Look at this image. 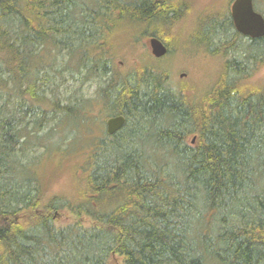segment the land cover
Instances as JSON below:
<instances>
[{
    "label": "trees",
    "instance_id": "obj_1",
    "mask_svg": "<svg viewBox=\"0 0 264 264\" xmlns=\"http://www.w3.org/2000/svg\"><path fill=\"white\" fill-rule=\"evenodd\" d=\"M179 7L0 0V264H106L115 254L123 264H264V88L244 84L264 62V36L241 35L229 13L204 14L193 39L226 60L198 100L161 66L113 63L118 27L154 29L165 44ZM65 73L92 95H61ZM95 106L123 125L96 137L78 202L44 201L27 134L59 119L89 125ZM58 210L74 220L57 224Z\"/></svg>",
    "mask_w": 264,
    "mask_h": 264
},
{
    "label": "rangeland",
    "instance_id": "obj_2",
    "mask_svg": "<svg viewBox=\"0 0 264 264\" xmlns=\"http://www.w3.org/2000/svg\"><path fill=\"white\" fill-rule=\"evenodd\" d=\"M231 2L232 0H181L182 7H179V10L183 14L174 20L171 27L169 26L171 39L165 43L169 51L161 58L153 57L149 47L151 34H156L157 31L154 32L151 28L145 29L142 25L124 24L118 27L114 35V65L122 72L134 69L145 62L152 66H161L162 71L167 72L172 88L182 91L193 100H198L217 81L226 57L220 52L209 53L195 43L193 37L196 28L204 14H230ZM254 5V8L264 15V0H254ZM185 8L187 13H184ZM246 41L243 39L240 44L245 46ZM144 54L148 55V58L144 57ZM54 56L59 58L58 61L63 59L68 67L73 64L65 54L62 57L56 54ZM244 84L264 88V62L258 65ZM77 85L65 73L60 86L61 95L89 92L92 95L95 89L88 88L87 85L79 89ZM91 110L96 119L95 123L91 122L88 125L59 119L55 120L52 131L45 129L39 133L27 134L25 139L36 150L33 154L40 156L31 172L37 176L43 188L44 201L53 195H58L71 202H78L92 144L97 136L106 132V121L111 116L102 110L98 111V106ZM187 140L190 144H194L196 137L190 135ZM147 152L154 158H159L157 160L161 159V153L158 151L151 152L149 149ZM26 174L25 172L24 175ZM73 220L74 216L66 210L55 212L57 224H66ZM85 223H90V220L85 218ZM106 264H123V258L118 254L112 255Z\"/></svg>",
    "mask_w": 264,
    "mask_h": 264
},
{
    "label": "water",
    "instance_id": "obj_3",
    "mask_svg": "<svg viewBox=\"0 0 264 264\" xmlns=\"http://www.w3.org/2000/svg\"><path fill=\"white\" fill-rule=\"evenodd\" d=\"M230 17L237 32L250 39L264 36V16L254 8L253 0H232ZM150 52L155 58L162 57L166 46L157 38L149 39ZM124 123V116L109 118L106 122V133L113 134Z\"/></svg>",
    "mask_w": 264,
    "mask_h": 264
},
{
    "label": "bare ground",
    "instance_id": "obj_4",
    "mask_svg": "<svg viewBox=\"0 0 264 264\" xmlns=\"http://www.w3.org/2000/svg\"><path fill=\"white\" fill-rule=\"evenodd\" d=\"M152 37H155V36H152ZM150 38H151V37H150ZM155 38L159 39L158 37H155ZM159 40H160V39H159ZM160 41H161V40H160ZM161 42H162V41H161ZM162 43H163V42H162ZM163 44H164V43H163ZM164 45H165V44H164ZM165 46H166V45H165ZM166 48H167V51H168V47H167V46H166ZM167 51H166V53H167ZM166 53H165V54H166ZM165 54H164V55H165ZM164 55H163V56H164ZM159 58H161V57H159ZM120 115H121V114H120ZM115 116H119V115H115ZM115 116H114V115H111L109 118H112V117H115ZM122 116H123V115H122ZM109 118H108V119H109ZM108 119H107V120H108ZM124 120H125V117H124ZM106 122H107V121H106ZM199 207H200V206H199ZM202 215H203V214H202Z\"/></svg>",
    "mask_w": 264,
    "mask_h": 264
}]
</instances>
